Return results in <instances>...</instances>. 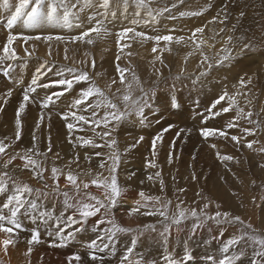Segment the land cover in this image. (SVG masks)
Wrapping results in <instances>:
<instances>
[{
    "label": "rangeland",
    "instance_id": "obj_1",
    "mask_svg": "<svg viewBox=\"0 0 264 264\" xmlns=\"http://www.w3.org/2000/svg\"><path fill=\"white\" fill-rule=\"evenodd\" d=\"M18 2L9 0L5 5L4 0H0V55L9 35H16L12 46L21 57L17 61L3 62L13 64L10 76L0 72V141L6 145L5 153L0 154V171H7L18 182L40 188L49 195L38 197L39 208L33 214L35 220L22 216L21 230L11 236L0 232V264H136L137 261L170 264V259L176 264H213L209 257L218 262L222 258L223 244L244 230L245 225H251L257 234H264V0H183V3H178V0H147L143 7L138 0H108L107 5L105 0H86L87 6L83 11H79L80 4L73 10L76 15L69 18V23L42 21L28 27L21 19L9 29L6 22ZM68 2L72 4L76 0ZM173 4L177 7L172 8ZM164 8L171 11L162 12ZM180 12L200 14L180 16ZM173 16L175 19L171 18ZM97 20L102 22L100 33H90L79 41L73 39L94 27ZM134 20L138 23L133 24ZM198 27L204 31L193 36ZM124 28H133L134 33L143 32L145 37L129 33L121 38L120 32ZM37 35L41 36L40 40L25 42L22 38ZM49 35L53 37L51 41L45 39ZM158 35L184 39L157 42L154 37ZM57 36L62 39L57 40ZM229 36L232 37L230 43ZM43 40L48 43V51L40 45ZM57 42L61 45L56 52L53 47V53L52 44L54 46ZM20 43L24 50L27 48L32 53L31 56L22 53ZM244 43H250L252 50L241 52ZM153 48L157 51L153 52ZM225 48L231 51L233 58L217 65L216 60L225 55ZM205 56L208 61L202 63ZM208 63L213 67L206 76H201ZM42 66V70L51 68L52 71L40 77L36 91L30 94L24 111L19 113L21 124L17 126L19 107L25 103L24 94L32 86L36 70ZM118 67L128 69L124 74V84L120 83ZM69 68L87 71L95 84L113 102H119L121 108L120 97L127 85L132 84L133 95H139L138 88L142 86L151 93V107L144 110L143 117L132 112L122 122H112L107 128L103 124L99 127L84 124L70 115L66 120L64 116L73 111L91 119V111H85V104H74L80 90L87 88L89 82L76 84L63 95L53 97L54 102L47 107L41 106L43 100L53 92L64 90L61 86L44 88L40 85L58 78L70 79ZM57 72H63L64 76L57 77ZM241 79L245 81L243 85ZM9 90L11 95H8ZM224 92L236 99L238 107L213 115V112L228 106L222 102L211 109L212 103ZM158 99L162 103L159 104ZM95 100L96 97L90 98V102ZM173 100L178 106H173ZM240 108L245 113H252L253 122L239 116ZM106 111L103 107L98 109L97 119L101 120ZM68 123L74 125L72 130L68 129ZM229 123L236 127L229 129ZM205 128L227 131L228 136L204 137L201 130ZM246 128L253 129V134H245ZM104 131H109L110 136L104 137ZM17 132L20 133L18 140ZM233 135L240 137L239 143L231 139ZM158 136L160 139L157 140ZM83 139H92L99 147L85 145ZM113 140L115 144L111 145ZM250 141H255L252 148L246 146ZM29 149H34L32 158L38 159L46 169L43 179L36 177L31 167L25 168V162L19 158L12 161L7 169L3 168L11 156L26 154ZM98 152L102 155L97 156ZM117 154L119 161L114 175L121 195L115 206L107 212L102 209L86 222L67 228V231L75 232V236L61 245L54 232L55 220L60 218L61 227L64 226L63 221L72 215L73 209L65 211L63 193H68L69 203L76 194L66 179L67 174L71 172L78 177L81 197L87 192L103 200L106 190L97 188L91 181L100 177L110 180L113 164L109 157ZM224 155L234 159L224 161L221 159ZM102 161L105 163L103 168L100 167ZM52 168L59 169V193L54 191L57 182ZM83 183H88L89 188L83 189ZM35 195L33 193V197ZM6 196L0 194V205L6 202ZM148 197H160L165 204L171 201L169 214L180 204L185 210L196 209L208 215L217 210L227 211L231 216H239L243 224L218 225L206 220L203 227L193 231L197 221L189 217L180 225L178 232L174 226L165 240L161 235L165 226L163 217L158 213L146 214L156 211L160 205ZM126 198L131 199L129 203L124 202ZM205 203L210 204L209 208L204 209ZM134 208L139 211L133 212ZM43 211L48 213L46 219L40 217ZM0 212L9 214L2 206ZM101 219L105 221L102 224L99 223ZM109 219L131 231L117 233L110 246L114 251L97 253L103 260L92 261L87 245L104 235L105 231L112 230L107 223ZM150 225L154 227L149 228ZM37 228L40 242L29 245L33 230ZM48 231L54 234L48 236ZM178 238L184 241L182 250H177ZM4 239L15 241L8 247L11 252L7 254V261L10 263H6L2 256ZM134 239L135 249L126 262L124 257ZM29 247L32 248L31 253H28ZM238 250L244 255L237 264H254L257 258L250 243H242ZM76 254L81 257L80 261H75Z\"/></svg>",
    "mask_w": 264,
    "mask_h": 264
},
{
    "label": "snow or ice",
    "instance_id": "obj_2",
    "mask_svg": "<svg viewBox=\"0 0 264 264\" xmlns=\"http://www.w3.org/2000/svg\"><path fill=\"white\" fill-rule=\"evenodd\" d=\"M9 0H4V4L8 5ZM108 0H105V5H107ZM138 3L140 6H144L147 3V0H138ZM178 3H183V0H178ZM80 4L79 11H83L84 7L87 6L86 0L85 3H81V0H76V3L69 4L68 0H19L18 6L15 7L14 12L11 14L10 18L7 20V27L9 29H12L15 24H17L18 21L23 20V23L28 27H34L37 24L41 23L42 21H55V20H61L64 23H69V18L71 16L76 15V13L73 11L77 8V5ZM177 4H173L172 8H176ZM210 7V5H209ZM171 10L169 8L162 9V12H170ZM162 12L160 14H162ZM151 11H149L148 15L151 16ZM200 13L197 12H180V16H186V15H199ZM113 16H115V13H112ZM137 15H139V12H137ZM244 13L241 12V16H243ZM175 19V17H171ZM227 18V17H225ZM89 19H94V17H89ZM215 19V18H214ZM133 24L138 23V21L134 20L132 21ZM102 28V22L100 20L96 21V24L94 27L88 28L87 31L82 32L80 35L74 37V40H81L84 37H88L90 33H100ZM204 31L203 28H195L194 32L192 33L193 36H195L198 33H202ZM129 33H134L133 28H124L120 32L121 38L125 37ZM134 35L139 37H145V33L139 32L134 33ZM25 42L28 40H40L41 36L37 35L35 37L33 36H24L22 37ZM148 39H152V37H147ZM17 39L16 35H9L7 43L2 47V55H0V72H2L5 76H10V73L13 69V64L11 63H3L6 61H17L20 60L21 57L17 55L16 49L12 46L13 41ZM46 40L51 41L53 37L51 35L45 37ZM57 40H61L62 37L57 36ZM154 39L157 42L165 41V42H171L174 39L177 40H183L184 37H177L174 38L172 35H163V36H156ZM229 43L232 41V37H228ZM88 43H92L91 40L87 41ZM253 46L250 43H244L241 52L244 51H250L252 50ZM25 53L28 56H31L32 53L28 51L27 48H25ZM157 49L153 48V52H156ZM225 55H223L222 58H219L216 60L217 65L223 64L225 61H228L232 59L231 51L227 48L223 49ZM50 54V53H49ZM67 58V57H66ZM119 59V57L117 58ZM208 57L205 56L202 63L207 62ZM48 62L45 61V65H47ZM92 66H95V61L93 60ZM213 65L211 63L207 64V67L204 72L201 73V76H206L208 74V71L211 70ZM42 68H38L36 70V75L31 81V87L25 92L24 94V102L19 107V111L17 113V120L16 124L19 126L21 124V121L19 119V113H22L25 109V104L30 100V94L34 93L36 91V87L38 85V81L40 80V77L42 75H46L47 72H51V68H47L46 71L42 70ZM117 70L120 73V83L124 84L125 81V72L128 71L127 68H117ZM68 72L71 74L70 79L66 78H58L50 81L47 84L40 85L44 88H50L53 86H61L64 91L62 92H53L51 95H48L42 102V107H47L49 104H52L54 102L53 97H59L64 94V92L71 90L74 85L80 84L82 82H89V86L87 88H82L80 90L79 98L74 101V104L76 106H80L82 104H85V111H91V119L84 115H77L75 111L71 112L70 114H66L64 116V119H68L69 115L72 119L77 120L79 122H83L84 124H94L97 127H99L101 124L105 128L108 127L109 124L112 122L119 123L121 120H123L127 115H129L132 112L137 113L141 117H143L144 110L146 108H150L151 105L149 104V99L151 98L150 91H146L142 86L138 88L139 95H133L132 91V84L129 83L120 97V100L122 101V108L121 104L119 102H113L111 98L102 90L100 87H98L95 82L92 80V78L89 76V73L87 71L83 70H74L69 68ZM57 77H63V72H57ZM138 81V78H135ZM112 83H115V81H112ZM240 83L243 85L245 81L241 79ZM119 92L120 89H117ZM8 95H11V90H9ZM91 97H96L95 101L90 102ZM222 102L227 103V107H222L220 111L213 112V115H219L220 112L227 113L232 110L234 106L238 107L237 101L234 97H230L227 92H224L222 95H220L211 105V109H215L217 105H220ZM173 106H178V104L173 100ZM106 108L107 111L105 112L103 118L101 120L97 119V111L100 108ZM239 116H244L249 120V122H253L251 120L252 113L249 111L247 113L244 112L243 108L239 109ZM239 116L237 119H239ZM69 130H72L74 128V125L72 123H68L67 125ZM227 127L233 128L236 127L234 123H229ZM167 131V129H165ZM202 135L204 137L219 135L222 137H227L228 132L220 129H202ZM245 134L252 135L253 129L246 128L244 129ZM104 137H109L110 132L104 131L103 132ZM20 138V133H16V139L18 140ZM35 139V138H34ZM141 139H143L141 137ZM156 139H160V137H156ZM231 139L237 143L240 142V137L238 136H231ZM83 143L85 145H92L94 147H99V145L94 144L92 139H83ZM255 141H250L247 143L248 148H252ZM115 141H111V145H114ZM153 147H155V141L153 144ZM214 147V146H213ZM6 145L3 141H0V154L5 153ZM49 151H51V147L49 146ZM264 150V149H262ZM34 152V149H29L26 154H20L17 153L16 155L11 156L6 163L3 164V168L7 169L8 165L12 164V161L16 160L17 158L23 160L24 167L29 168L31 167L33 174L43 179V172L46 171V169H43L42 163L38 159L32 158V153ZM38 155V153H36ZM97 156H101V153H96ZM220 155L219 153L217 154ZM109 159L112 160L113 167L110 169V172L113 173L110 177V180H105L103 177H100L98 179H93L91 183L93 185H96L97 188H103L106 190V196L103 200L97 199L96 196L90 195L89 193L85 192L84 196H80V189L81 185L77 183L78 177L76 175H73L71 172L67 174V181L69 184H71L75 190L76 194L73 196L72 202H67L68 193L64 192V196L66 198L65 203V211H67L69 208L73 209L72 215H69L66 220L63 221L64 226L61 227V219L57 218L55 220V235L58 238L61 245L66 244L69 240L73 239L75 236V232L73 231H67V228L71 227L72 225L86 222L89 217L96 216L98 213L101 212L102 209H104L105 212L108 211L111 207H114L117 198L121 195V189L117 183V178L114 175L115 173V167L119 161V155L117 154L114 157H109ZM224 161H231L234 158L230 155H224L221 157ZM100 167H105V163L102 161L100 164ZM52 174L54 179L56 180V186L54 188V191L56 193L60 192L59 188V169L52 168ZM158 175V174H157ZM195 179V177H193ZM151 179V177H149ZM161 183H163L161 181ZM47 188V185L45 186ZM83 189H88L89 184L83 183L82 185ZM183 191V189H181ZM33 193H35V197H33ZM0 194H7L6 196V202H4L2 206L4 209L8 210V215H5L4 212H0V232L7 233L9 236L13 235L14 233L18 232L22 229L23 224L21 217L22 216H28L30 218H33L35 220L34 213L37 212L39 208L38 204V197L40 196H47L49 193L47 191L41 190L40 188H33L29 184L25 182H18L17 179L13 176H10L7 171H0ZM141 196H143V193H141ZM147 199L155 200L160 207L153 212L146 213L148 215H156L157 213L163 217L162 223H164L163 232L161 235L164 236L165 240H167L168 236L171 234L173 227H176L177 232L180 230V225L186 221L189 217H193L196 219V223L193 226V231L196 229H199L203 227L205 221H214L216 224H232V223H240L243 224V221L239 216H231V214L227 211L221 212L217 210L214 214L208 215L207 213H199L196 209H189L185 210L180 206V204H177L175 206L176 211H173L171 214L168 212L169 206L172 205L171 201H168L166 204L162 203L160 201V197H148ZM91 201V202H87ZM182 203V202H181ZM210 204L205 203L204 209L209 208ZM220 205H216V208L219 209ZM133 212L139 211V209L134 208L132 210ZM77 214L79 216V219H77ZM40 217L47 218L48 213L47 211H43L40 213ZM61 217H63V213H61ZM105 221L101 219L99 223H104ZM108 224L112 226L111 231H105L104 235L99 237L98 239H93L91 242L87 245V247L91 250L89 252L90 259L92 261H102L103 257L99 256L97 253L104 252L106 250L114 251V249H111V244L113 241V238L117 235L119 232H128L131 231V229L119 227L116 225V222L114 219H109L107 221ZM149 228H153L154 226H148ZM67 231V234H65ZM79 231V229H77ZM54 233L53 231H48L47 235L52 236ZM222 235V233H221ZM15 241L13 239H4L2 241L3 249L5 252H7V249L9 245L13 244ZM40 242V231L39 229H34L33 234L31 236V239L28 241L29 245L37 244ZM242 243H250L251 246L254 249V255L257 258L254 262V264H264V234H257L255 230L251 228V225H245L244 230H242L239 234L229 238L224 244L222 248V258L217 262L214 257H209L210 260H212L213 264H237V262L242 258L244 255L243 251L238 250V246H240ZM136 246V240L134 239L132 241V246L127 249V253L124 257L125 261L127 262L129 258L132 256V253ZM32 248H28V253H31ZM190 258V254H189ZM73 259L70 257V260ZM75 261H80L81 257L79 254H76L74 256ZM136 264H144L143 261H137ZM170 264H176L175 261H172L170 259Z\"/></svg>",
    "mask_w": 264,
    "mask_h": 264
},
{
    "label": "bare ground",
    "instance_id": "obj_3",
    "mask_svg": "<svg viewBox=\"0 0 264 264\" xmlns=\"http://www.w3.org/2000/svg\"><path fill=\"white\" fill-rule=\"evenodd\" d=\"M40 28V27H39ZM28 34V33H27ZM83 43V42H82ZM40 45H43L44 47H43V50L44 51H48L49 49H48V43H46V41L45 40H43V43H40ZM61 44L59 43V42H57V43H54V46H53V44H52V52H53V50L55 49V52H56V48H58L59 49V46H60ZM20 46H21V48H22V53H25V51H24V47L21 45V43H20ZM51 46V45H50ZM53 47H54V49H53ZM62 50V49H61ZM58 51H60V50H58ZM41 53V52H40ZM47 53V52H46ZM54 53V52H53ZM59 54L60 53H58L57 54V56H59ZM93 56V55H92ZM153 64V63H152ZM161 67V66H160ZM160 71V70H159ZM1 98V97H0ZM159 100V99H158ZM157 100V101H158ZM158 103L160 104V103H162L160 100L158 101ZM29 177V176H28ZM126 201H124V202H126V203H129L130 202V198H126L125 199ZM50 224V223H49ZM107 228V227H106ZM40 246V245H39ZM41 248V249H40ZM39 249L40 250H42V247H40ZM11 251L10 250H8L7 249V252H5V251H3V253H2V256L4 257V258H6L5 260H6V263H10V261H7L9 258L7 257V254L8 253H10ZM41 252V251H40ZM67 264V263H66Z\"/></svg>",
    "mask_w": 264,
    "mask_h": 264
},
{
    "label": "crops",
    "instance_id": "obj_4",
    "mask_svg": "<svg viewBox=\"0 0 264 264\" xmlns=\"http://www.w3.org/2000/svg\"><path fill=\"white\" fill-rule=\"evenodd\" d=\"M122 122V121H121ZM146 127H147V124L145 123L144 124V129H146ZM172 238V237H171ZM176 240H178V242L180 243L179 244V246H177V250H182L183 249V243H184V241H183V239H176ZM168 248V245L166 246V248L165 249H167ZM182 252V251H181Z\"/></svg>",
    "mask_w": 264,
    "mask_h": 264
}]
</instances>
